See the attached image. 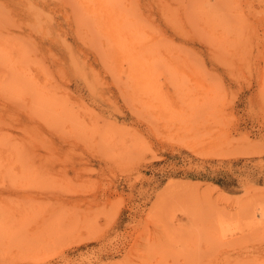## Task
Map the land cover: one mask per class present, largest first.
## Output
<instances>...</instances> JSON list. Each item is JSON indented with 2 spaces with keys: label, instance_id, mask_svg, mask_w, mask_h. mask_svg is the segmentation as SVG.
<instances>
[{
  "label": "rangeland",
  "instance_id": "374dc122",
  "mask_svg": "<svg viewBox=\"0 0 264 264\" xmlns=\"http://www.w3.org/2000/svg\"><path fill=\"white\" fill-rule=\"evenodd\" d=\"M0 264H264V0H0Z\"/></svg>",
  "mask_w": 264,
  "mask_h": 264
}]
</instances>
